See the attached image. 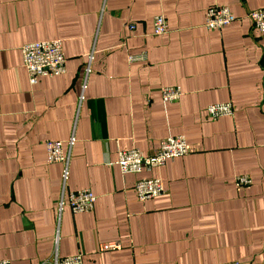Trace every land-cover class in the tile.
I'll return each instance as SVG.
<instances>
[{
    "label": "crops",
    "instance_id": "crops-1",
    "mask_svg": "<svg viewBox=\"0 0 264 264\" xmlns=\"http://www.w3.org/2000/svg\"><path fill=\"white\" fill-rule=\"evenodd\" d=\"M214 4L240 20L204 27ZM257 8L264 0H0V260L264 264V35L246 18ZM155 15L163 35L152 34ZM49 39L62 41L65 72L30 84L20 48ZM172 86L182 95L163 101ZM225 102L232 114L206 117L208 104ZM175 134L189 154L120 172L118 150L150 154ZM71 135L63 184L45 142L67 152ZM244 174L251 183L237 187ZM156 177L165 192L138 200L134 183ZM87 188L92 211H57L62 191ZM109 241L120 250L101 251Z\"/></svg>",
    "mask_w": 264,
    "mask_h": 264
},
{
    "label": "built area",
    "instance_id": "built-area-1",
    "mask_svg": "<svg viewBox=\"0 0 264 264\" xmlns=\"http://www.w3.org/2000/svg\"><path fill=\"white\" fill-rule=\"evenodd\" d=\"M205 19L203 26L209 29L220 30L224 26L240 20L225 5H210L205 10ZM252 26L256 31L264 35V8H257L246 13ZM152 34L163 35L167 32L168 27L166 19L162 15H155L153 18ZM134 25H129V29H133ZM20 54H22V65L25 68L30 84L37 82L40 76H54L63 74L65 67V55L62 49V41L60 39H49L48 41H35L26 43L21 46ZM145 55L139 53L129 55L130 61L136 59H144ZM93 61V53L88 54V59L84 67L85 77L80 86L81 92L78 96V104L84 100V91L87 86V76L90 73V65ZM161 98L165 102L177 100L181 95V89L178 86L162 87ZM233 112L231 102L208 104L205 109L206 117L217 119L220 116L230 115ZM74 137L71 135L67 140L68 151L64 152L63 142L58 140H47L45 142V154L48 163H61L62 181L66 184L69 174V149L74 144ZM191 151L188 148L186 139L183 135L175 134L163 137L158 143V147L150 154H144L140 149H121L117 151L116 164L122 173H139L142 170H151L163 164L165 161L172 160L175 157L185 156ZM251 183L248 174L237 175L235 184L237 187H244ZM133 192L138 200L155 198L163 194L164 187L159 178H141L134 183ZM96 196L89 188L62 191L57 202L56 209L60 213L64 207H68L74 213H85L92 211ZM101 251L120 250L121 245L116 242H105L99 246ZM82 255L75 254L68 257H59L57 253H53L40 264H82ZM0 264H10L8 260L1 259ZM225 264H240L239 261L233 260Z\"/></svg>",
    "mask_w": 264,
    "mask_h": 264
}]
</instances>
